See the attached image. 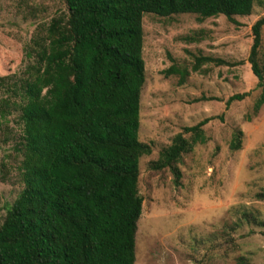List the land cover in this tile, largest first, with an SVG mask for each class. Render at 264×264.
Returning <instances> with one entry per match:
<instances>
[{
	"label": "trees",
	"instance_id": "obj_1",
	"mask_svg": "<svg viewBox=\"0 0 264 264\" xmlns=\"http://www.w3.org/2000/svg\"><path fill=\"white\" fill-rule=\"evenodd\" d=\"M254 0H64L33 40L34 61L14 83L21 124L18 148L22 188L0 224V264H134L139 158L151 147L139 139L140 95L145 81L143 13H251ZM264 15L251 25L248 62L264 103V65L259 61ZM222 60L199 57L202 61ZM178 72L180 82L189 74ZM248 92L229 96L226 105ZM7 103V100H4ZM203 119L176 133L151 164L169 167L196 141ZM241 130L230 147L238 149ZM236 264H249L238 256Z\"/></svg>",
	"mask_w": 264,
	"mask_h": 264
},
{
	"label": "rangeland",
	"instance_id": "obj_2",
	"mask_svg": "<svg viewBox=\"0 0 264 264\" xmlns=\"http://www.w3.org/2000/svg\"><path fill=\"white\" fill-rule=\"evenodd\" d=\"M66 11L64 0H0V224L22 188L18 148L21 124L14 83L34 61L36 32ZM264 15V0L251 13L200 19L196 13H143L145 81L140 95L139 139L151 147L139 158L134 264H264V103L248 54L251 25ZM199 57L222 60L202 61ZM259 61L264 65V26ZM189 74L180 82L178 72ZM248 92L226 105L229 96ZM7 100V103H4ZM202 125L193 143L169 167L154 169L159 152L183 127ZM241 130L238 149L230 147ZM191 140V132H183Z\"/></svg>",
	"mask_w": 264,
	"mask_h": 264
}]
</instances>
